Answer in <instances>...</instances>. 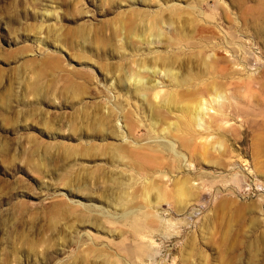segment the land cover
I'll return each instance as SVG.
<instances>
[{
	"label": "rangeland",
	"instance_id": "obj_1",
	"mask_svg": "<svg viewBox=\"0 0 264 264\" xmlns=\"http://www.w3.org/2000/svg\"><path fill=\"white\" fill-rule=\"evenodd\" d=\"M0 264H264V0H0Z\"/></svg>",
	"mask_w": 264,
	"mask_h": 264
},
{
	"label": "bare ground",
	"instance_id": "obj_2",
	"mask_svg": "<svg viewBox=\"0 0 264 264\" xmlns=\"http://www.w3.org/2000/svg\"><path fill=\"white\" fill-rule=\"evenodd\" d=\"M158 23V22H157ZM159 25V24H158ZM157 27V25H155ZM158 28V27H157ZM155 29V28H153ZM156 31V30H155ZM160 35V33H159ZM155 60V59H154ZM155 63V62H154ZM152 65V64H151ZM151 67V66H150ZM148 67V66H145L144 67V71H140V73L138 72L137 75L133 76V78L135 79V83H136V91L137 93H145L147 91H150V90H153L155 91V99H160L162 100L163 102L162 103H165L166 105L168 104H172L173 105V102H174V94L173 92H170L169 90H167V92L163 91V90H160L159 88V83H155L153 85H150L147 83L146 81V74L145 73H152V75H157V74H161V75H164L165 77H167L169 79V82H170V79H177V74H176V71L173 70L172 68V64H169V63H166V62H161V63H158L156 62L154 64L153 67ZM175 69V68H174ZM166 79V78H165ZM179 79V78H178ZM168 81V80H167ZM173 81V80H171ZM181 81V80H180ZM174 82V81H173ZM177 83V82H176ZM175 83V84H176ZM180 82H178L179 84ZM177 85V84H176ZM214 88V87H213ZM212 88V89H213ZM216 89V88H215ZM173 91V90H172ZM216 91V90H215ZM214 91V92H215ZM178 92V91H177ZM219 93V92H218ZM177 94V93H176ZM219 95H221L219 93ZM179 98V97H178ZM177 100V99H176ZM217 100V99H216ZM171 107V106H170ZM193 107V106H192ZM190 107V108H192ZM190 110V109H189ZM188 111V113L190 114V112ZM212 110V106L210 105V108H209V105H208V102L205 101V100H201L197 105L196 107L192 108L191 109V112H192V115H191V118H192V122H195L198 126H200L201 123H205L203 122L204 119H207L206 117L209 116V111ZM123 118V117H122ZM125 119H128L127 117ZM131 120V119H130ZM206 121V120H205ZM124 123V122H123ZM127 123V122H126ZM125 124V123H124ZM189 125H191V123L189 122L188 123ZM178 125V124H177ZM188 125V127H189ZM127 127V126H126ZM178 127V126H177ZM193 127V126H192ZM186 128V127H185ZM178 130V129H177ZM185 133V132H184ZM188 135V134H187ZM185 193V192H184Z\"/></svg>",
	"mask_w": 264,
	"mask_h": 264
}]
</instances>
